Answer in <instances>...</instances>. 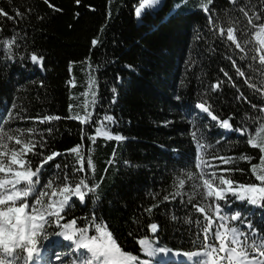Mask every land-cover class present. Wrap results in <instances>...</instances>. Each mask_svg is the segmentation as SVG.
I'll return each instance as SVG.
<instances>
[{
    "label": "trees",
    "instance_id": "1",
    "mask_svg": "<svg viewBox=\"0 0 264 264\" xmlns=\"http://www.w3.org/2000/svg\"><path fill=\"white\" fill-rule=\"evenodd\" d=\"M139 1L0 0V10L13 17L0 15V123L11 134L20 129L25 139L37 142L36 151L43 155L29 157L33 168L43 156L60 153L44 166L38 190L57 179L62 187L66 176L72 186L82 178L89 186L98 185L84 202L71 197L61 224L75 220L76 227L91 226L89 235L95 234L94 225H106L124 251L159 264L161 254H142L138 238L147 236L153 247L171 253L200 250L206 221L192 205L211 207L213 201L200 194L203 187L199 192L194 188L201 183L200 171L234 180V189L260 183L251 169L261 153L248 140L264 139V96L245 80L264 90L257 53L264 52V35L257 37L258 28L248 24L241 9L260 16L259 25L264 0H162L135 18ZM229 26L239 29L242 49L227 39L226 31L220 34ZM32 54L43 57L40 65ZM201 103L218 120L198 110ZM77 116H87L88 122ZM43 117L59 119L40 123ZM225 119L232 132L219 123ZM105 127L122 139L96 136ZM28 129L35 130L31 137ZM198 144L204 145L199 151L206 162L200 170ZM77 145L85 157L91 155L94 170L85 159V171H76L80 165L69 150ZM242 156L251 157L250 162ZM214 157H231L232 163ZM189 173L196 178L189 180ZM179 179L185 180L183 187H177ZM224 195L230 205L226 212H240L241 221L264 236V207L240 205L231 191ZM153 223L158 231L150 235ZM60 231L47 228L50 243H40L48 248ZM71 244L61 239L58 246L79 257L83 250L70 252Z\"/></svg>",
    "mask_w": 264,
    "mask_h": 264
},
{
    "label": "snow or ice",
    "instance_id": "2",
    "mask_svg": "<svg viewBox=\"0 0 264 264\" xmlns=\"http://www.w3.org/2000/svg\"><path fill=\"white\" fill-rule=\"evenodd\" d=\"M47 3L48 0H45ZM235 3L236 0H230ZM79 3V0H77ZM159 0H140V3L135 8V14L140 17L142 13L154 5H157ZM51 6V5H50ZM205 12H208V7H203ZM243 15L247 18L248 24L253 28H258L257 37L264 35V23L257 25L256 20H260L258 15L250 14L247 9H241ZM0 15L13 19L3 10H0ZM17 16L22 13L17 12ZM211 22V18H210ZM239 29L235 26H229L226 30L219 29L220 34L224 35L225 31L227 39L236 45L238 49H242L241 43L236 35ZM14 43L13 41L5 42L8 47ZM93 46L97 44L96 40L92 41ZM260 44L264 46V39L260 40ZM259 64L264 69V52L257 49ZM43 57H38L36 54L31 55L33 63H40ZM256 59V57H253ZM235 67V62H233ZM237 74L241 77L245 73L239 68L236 69ZM228 74L225 73V76ZM249 87L257 91H261L264 96V90L257 89L248 79L245 80ZM219 87V84L214 85V90ZM197 107L207 113L211 119L218 120V117L212 113L210 107L205 103L198 104ZM256 107V105H253ZM71 108V106H70ZM264 112V107L260 108ZM9 114V119H11ZM80 119L82 123L88 122V117H73ZM59 119V117H43L40 123ZM106 120H111V117H106ZM225 129H231V124L228 119L219 121ZM17 134H11L4 130L3 123H0V264H40L41 251L43 245L41 240L47 239L46 226L55 224L62 231L54 233V235L62 236L66 241H74V251L83 250L80 256L73 261V264H149L147 260H140L135 254L128 253L123 250L111 231L106 225H94L95 234L89 235L90 227H76V221L61 224L64 219L62 213L65 208L70 206V199L76 196L81 202H84L85 196L90 192H95L98 185L89 186L86 179L82 178L74 186L67 183L68 177H65L66 183L57 189L53 186V182L49 181L42 188L37 189V185L41 183V173L44 166L50 161H53L60 153H51L43 156L40 162L33 168V161L30 156L43 155L42 152L36 151L38 144L31 138L25 139V134L22 130L16 129ZM241 134H244L243 129H238ZM35 132L34 129H28L29 137ZM107 135L103 129L96 130V136ZM195 133L193 137L195 138ZM95 141V137H89ZM112 138V137H109ZM120 140L122 137H115ZM12 142V143H8ZM249 146L259 148L260 157L259 164L252 166V173L256 181L260 183L239 184L238 188L243 189L244 194L241 195L235 191L233 185L236 182L232 179L225 178L224 175H218L215 171L204 173L200 171L198 179L200 184L194 185V188L199 192L203 187L204 191L200 194L205 200L212 199L214 207H205L199 204H193V208L203 214L206 224L203 228V243L200 250L183 253L191 264H264V236H258L257 230L250 223L245 225L250 230L249 232L229 226L228 221H241V213L236 212L229 216L221 215V208L216 201L225 199V192L231 191L237 199L247 201V203L264 207V139L250 138ZM41 148L43 145H39ZM204 145L198 144L196 169L200 170L201 165L205 164L204 158L200 154V149ZM77 156V163L80 165L76 169L77 172H84V162L87 160L89 170H94V164L89 154L85 157L81 152V146L69 150ZM213 159L220 160L223 164L232 163V158L214 157ZM242 160L249 161L251 157L242 156ZM59 167V165H57ZM207 167H214L208 164ZM259 170V171H258ZM221 171H231V169H221ZM195 174L189 173L188 179H194ZM219 181L217 185L215 182ZM185 185L184 179H179L177 187ZM227 185L228 188L222 187ZM50 190V191H49ZM176 195H179L177 193ZM62 197V198H59ZM31 198V199H30ZM56 198V199H54ZM174 198V197H173ZM169 197H165V200ZM151 208L147 211L151 212ZM213 216L216 220H213ZM54 217L55 219H52ZM224 221V223H218ZM215 225V229L214 226ZM149 231L155 234L158 231V225L153 223L149 225ZM137 244L140 246L142 253L148 257H154L157 253H167L171 250L159 247H153V243L149 237L137 239ZM59 261L61 256L56 255Z\"/></svg>",
    "mask_w": 264,
    "mask_h": 264
},
{
    "label": "rangeland",
    "instance_id": "3",
    "mask_svg": "<svg viewBox=\"0 0 264 264\" xmlns=\"http://www.w3.org/2000/svg\"><path fill=\"white\" fill-rule=\"evenodd\" d=\"M161 1L162 0H159V3L157 4V5H154L152 8H149V9H146V10H154L155 8H157L158 6H159V4L161 3ZM139 3H140V1H139ZM138 3V4H139ZM138 6V5H137ZM136 6V7H137ZM135 7V8H136ZM135 8H134V11H133V13H134V16H135V18H138L137 16H136V14H135ZM264 47V46H263ZM36 65H38V63H36ZM103 131L104 132H106L107 133V135H99L100 137H103L104 139H108V137H112V138H115L116 136L115 135H112L109 131H107V129H106V127L103 129ZM8 143H12V142H8ZM70 166V168H72L71 167V165H69ZM72 172V174H74L75 172H74V169L71 171ZM54 184H53V186L54 187H56L57 189H59L60 188V185H61V181H60V179H57L56 181H54L53 182ZM56 183V184H55ZM74 182H72L71 181V183H70V185L71 184H73ZM75 183H76V179H75ZM226 187H228V186H226ZM50 191V190H49ZM235 191L237 192V193H243V189H235ZM62 198V197H61ZM54 199H56V198H54ZM53 218V217H52ZM57 228V226L55 225V224H51V225H48V226H46V229L48 228ZM149 230V229H148ZM149 233H150V231H149ZM48 234H52V231H49L48 232ZM56 239H60V237H58V238H56ZM58 240H56V241H54V243H53V245L52 246H49V253H50V259H49V263L48 264H73V261L74 260H76L78 257H73L70 253H69V251H67L66 249L64 250V248L62 249V248H59V246H58V242H57ZM72 243H74V241H71ZM46 243H50V238H47L46 239ZM139 248H140V246H139ZM140 250H141V248H140ZM42 252V251H41ZM141 253H142V251H141ZM57 254H59L60 256H61V259L58 261L57 259H56V255ZM142 254H144V253H142ZM166 254V257L168 258V259H170L171 260V262H169L170 264H191V261H189L188 259L187 260H185V262H181V263H179V260L178 259H176V258H174V257H177L176 255H172V254H169V253H165ZM73 257V259L71 260L70 258H72ZM166 257L164 256H160V261H159V264H167L166 263ZM173 257V258H172ZM181 257V256H180ZM172 258V259H171ZM181 258H184V259H186V257H181ZM174 260V261H173ZM177 262V263H176ZM168 263V264H169ZM40 264H41V260H40Z\"/></svg>",
    "mask_w": 264,
    "mask_h": 264
},
{
    "label": "bare ground",
    "instance_id": "4",
    "mask_svg": "<svg viewBox=\"0 0 264 264\" xmlns=\"http://www.w3.org/2000/svg\"><path fill=\"white\" fill-rule=\"evenodd\" d=\"M227 185H225V187H226ZM177 256V255H176ZM181 257H184V256H181ZM180 256H177V257H174V258H176V259H178L179 260V263H181V262H185V260L186 259H184V258H181ZM173 258V257H172ZM171 258V259H172ZM174 261V260H173Z\"/></svg>",
    "mask_w": 264,
    "mask_h": 264
},
{
    "label": "water",
    "instance_id": "5",
    "mask_svg": "<svg viewBox=\"0 0 264 264\" xmlns=\"http://www.w3.org/2000/svg\"><path fill=\"white\" fill-rule=\"evenodd\" d=\"M39 65H40V63H39Z\"/></svg>",
    "mask_w": 264,
    "mask_h": 264
}]
</instances>
